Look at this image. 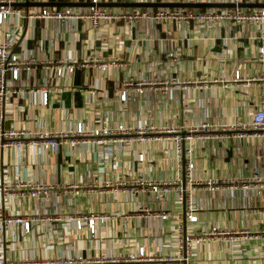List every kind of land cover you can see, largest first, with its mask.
Wrapping results in <instances>:
<instances>
[{
    "label": "crops",
    "instance_id": "1",
    "mask_svg": "<svg viewBox=\"0 0 264 264\" xmlns=\"http://www.w3.org/2000/svg\"><path fill=\"white\" fill-rule=\"evenodd\" d=\"M26 1L38 2L17 3ZM39 7L46 6H18L22 14ZM6 25L14 37L11 51L34 60L16 82L5 76L0 102V126L25 132L20 150L0 149V187L12 189L1 214L29 220L28 233L21 224L1 231L6 261L95 264L142 248L145 260L137 264H179L166 259L176 255L178 236L187 235L202 238L190 246L187 264H264V195L248 181L263 164L258 136L215 129L184 139L193 162L191 186L183 179L173 140L202 122L249 120L264 100V52L258 54L264 25L121 19L92 27L86 19L14 16ZM1 34L2 28L0 41ZM69 58L75 60L72 71L56 76L53 67ZM76 123L86 131L119 124L156 131L146 132L143 142L131 132L125 142L99 144L88 137L70 144V136L60 135ZM171 127L180 130H162ZM37 132L54 135L57 149L31 144ZM136 152L143 154L141 161ZM138 179L170 182V191L157 202L139 192ZM18 183L50 186L51 195L31 200L13 189ZM178 185L184 203L177 202ZM188 203L194 223L186 219ZM88 216L103 218L94 220L92 234L85 226L76 231L69 220Z\"/></svg>",
    "mask_w": 264,
    "mask_h": 264
},
{
    "label": "built area",
    "instance_id": "2",
    "mask_svg": "<svg viewBox=\"0 0 264 264\" xmlns=\"http://www.w3.org/2000/svg\"><path fill=\"white\" fill-rule=\"evenodd\" d=\"M21 0H0V28H2V39L0 41V102L4 97V79L8 75L11 81L16 82L19 77V72L22 70H28L29 67L34 64L33 58L30 57H19L11 51V46L14 42L13 33L10 28L6 25L9 16H14L15 18H49L57 22H62L66 19H86L89 21L92 27H97L101 21L109 20H126L128 22H134L139 19L166 21L172 20L176 22H188L193 21L195 23H214L218 21H230L233 23H244L251 21L260 26L264 25V7H240L237 4L240 3H262L264 0H62V2H83L90 3V5L85 6V10L81 11L70 6H49V7H39L37 10L30 12H25L22 14L20 8L15 6ZM41 2H47L52 0H38ZM118 2H133V3H154V2H181V3H222V4H232L231 7L221 6V7H204V8H189V7H107L99 6L100 3H118ZM264 52V42L258 48V54L261 56ZM74 59H67L56 64L53 69L56 76L61 75L63 72L70 73L73 69ZM47 66H44L45 68ZM234 79L239 78L238 71H234ZM137 91L140 92L141 88L138 86ZM42 103L46 101V93H41ZM119 98L124 100L125 92L121 91L119 93ZM1 121V113H0ZM230 130L234 132V135L240 137L245 131H252L254 135L258 136L260 147L263 150V164L258 174L253 175L249 178V182L257 184L263 192L264 195V100L262 99L259 107L250 115L247 122H235L228 124H220L212 126L209 123H200L195 126L186 127L187 131L183 136L175 135L173 137L175 145V153L178 158L181 159V166L183 171V179L186 183L191 186L192 181V168L193 162L191 161V150L189 146H183V140L190 139L191 135L196 132L206 131V130ZM156 131V128L149 126L147 129L137 126L134 128L126 127L122 124L117 125L115 128H109L105 126L96 127L90 131H86L81 123H76L72 130L61 133L60 137L70 136L68 140L70 144H76L79 142H84L88 137L91 141L95 143H103L106 141L113 142H125L126 137L131 132L136 134V139L138 142H143L147 139V133ZM166 132H177L180 129L178 127H171L162 129ZM25 132L21 129L7 128L3 129L0 126V149L4 147H12L15 150H20L22 147L21 137ZM37 137L36 140L30 141L31 144H39L44 148H49L55 151L58 146V141L54 138V135L47 132H37L33 135ZM135 158L141 161L143 154L141 152H136ZM207 186H211L212 182H206ZM135 186L140 193H146L152 196L157 202H161L167 197L169 189L171 186L170 182H150L138 179L135 182ZM13 189L24 190L28 198L34 201H43L48 199L51 195L50 186H42L39 184H15ZM9 187H0V233L1 231L12 225L21 224L24 233L29 231V220H22L17 217H4L2 216V210L4 209L5 203L8 198L12 195ZM131 191V188H128ZM175 194L177 202L184 203V192L183 188L178 185L175 187ZM186 219L190 223L196 221V217L193 214V208L186 205ZM165 214H160L159 218L164 220ZM97 219L101 221L102 217H80V218H69L73 222L76 231H80L83 226H85L89 234L93 233L94 220ZM30 221L37 222V218H31ZM214 229L209 230V234H213ZM264 238V237H263ZM201 237H191L187 235L178 236V243L176 244V255L174 257H168L167 262L176 261L179 264H187L188 250L192 244H196L201 241ZM264 240V239H263ZM143 249L139 248L136 254H130L123 256L122 258L104 260L100 258L96 260L95 264H104L105 262H110L112 264H137L145 260ZM80 262V260H77ZM70 263V262H69ZM0 264H12L4 259L0 252ZM22 264H32L28 261L22 262Z\"/></svg>",
    "mask_w": 264,
    "mask_h": 264
},
{
    "label": "water",
    "instance_id": "3",
    "mask_svg": "<svg viewBox=\"0 0 264 264\" xmlns=\"http://www.w3.org/2000/svg\"><path fill=\"white\" fill-rule=\"evenodd\" d=\"M15 6H88L90 3L83 2H21L14 3ZM102 7H231L232 4H222V3H181V2H154V3H133V2H118V3H100L98 4ZM240 7H264V3H240L237 4Z\"/></svg>",
    "mask_w": 264,
    "mask_h": 264
}]
</instances>
